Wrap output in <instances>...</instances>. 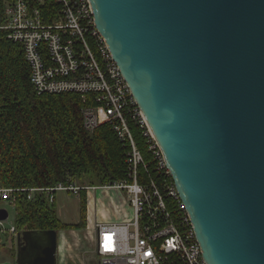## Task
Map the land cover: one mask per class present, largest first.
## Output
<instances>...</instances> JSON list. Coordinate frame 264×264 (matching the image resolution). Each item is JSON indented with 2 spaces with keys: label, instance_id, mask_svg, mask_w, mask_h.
Masks as SVG:
<instances>
[{
  "label": "water",
  "instance_id": "obj_1",
  "mask_svg": "<svg viewBox=\"0 0 264 264\" xmlns=\"http://www.w3.org/2000/svg\"><path fill=\"white\" fill-rule=\"evenodd\" d=\"M89 1L203 259L264 264V0ZM57 244L18 232L7 264H57Z\"/></svg>",
  "mask_w": 264,
  "mask_h": 264
},
{
  "label": "built area",
  "instance_id": "obj_2",
  "mask_svg": "<svg viewBox=\"0 0 264 264\" xmlns=\"http://www.w3.org/2000/svg\"><path fill=\"white\" fill-rule=\"evenodd\" d=\"M0 28L6 30L8 39L21 45L37 94H78L86 104L81 110L85 129L92 131L109 123L129 146L124 179L98 186L70 183L37 188L47 192L49 201L54 200L50 193L56 190H72L78 195L85 191V230L98 264H207L161 150L95 27L90 1H6ZM128 115L144 129L157 179L139 182V170L149 172L130 133ZM97 189L115 195L107 196L106 202L94 195ZM14 190L0 187V200L11 204ZM110 213L121 219L99 220ZM2 222L0 234L17 233L13 225L6 229Z\"/></svg>",
  "mask_w": 264,
  "mask_h": 264
},
{
  "label": "trees",
  "instance_id": "obj_3",
  "mask_svg": "<svg viewBox=\"0 0 264 264\" xmlns=\"http://www.w3.org/2000/svg\"><path fill=\"white\" fill-rule=\"evenodd\" d=\"M6 1L0 0V25ZM29 66L22 47L0 28V187L13 188L15 231L57 232L86 225V193L79 191V220L65 223L57 215L55 202L37 188L69 185L75 179L98 186L124 179L127 144L109 123L92 131L85 129L82 107L76 93L37 94L29 79ZM132 138L147 164V175L139 170V182L157 179L155 162L148 151L144 129L129 115ZM169 204V200H167ZM7 251L8 254H3ZM16 250L0 244V264L13 262Z\"/></svg>",
  "mask_w": 264,
  "mask_h": 264
},
{
  "label": "rangeland",
  "instance_id": "obj_4",
  "mask_svg": "<svg viewBox=\"0 0 264 264\" xmlns=\"http://www.w3.org/2000/svg\"><path fill=\"white\" fill-rule=\"evenodd\" d=\"M71 184L78 186L87 185L85 181L83 182L82 180L77 179H75ZM50 194L54 197L59 219L65 223H77L80 216L79 195L74 193L72 190H56ZM103 200L108 202L106 196L103 197ZM0 204H2L8 212L7 219L2 222L3 227L9 229L13 225L14 207L5 200H2ZM1 245L6 246V248H9L7 246H10L16 250V239L14 244L12 239L10 241L9 237H6L2 239ZM57 248V255L61 256L62 260L58 261L57 258V264H98V256L93 251V247L85 227L59 231ZM3 254L8 253L5 251Z\"/></svg>",
  "mask_w": 264,
  "mask_h": 264
},
{
  "label": "crops",
  "instance_id": "obj_5",
  "mask_svg": "<svg viewBox=\"0 0 264 264\" xmlns=\"http://www.w3.org/2000/svg\"><path fill=\"white\" fill-rule=\"evenodd\" d=\"M99 191H101V192H99ZM103 194L106 197L115 195V193L113 191H102V190H99V189L94 191V195H96V197L98 196V198H100V199H103V197H104ZM1 201L2 200H0V202ZM0 207H4V206H2V204H0ZM127 212L130 213V209L129 208H127ZM120 219H121L120 216H118L116 214H113V213H110V214L104 215L103 219H99V220L118 221ZM16 234L17 233H15V234H10V233L0 234V237H1L0 238V244L2 243V239L6 238V237H9L10 241L12 239L13 243L15 244ZM7 247H10V246H7ZM64 257H62V258H64ZM57 258H58V261L59 260L62 261L61 260V256L57 255Z\"/></svg>",
  "mask_w": 264,
  "mask_h": 264
}]
</instances>
